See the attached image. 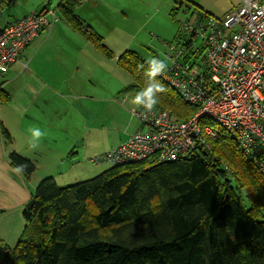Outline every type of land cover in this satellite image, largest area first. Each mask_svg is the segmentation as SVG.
<instances>
[{
	"label": "trees",
	"instance_id": "trees-1",
	"mask_svg": "<svg viewBox=\"0 0 264 264\" xmlns=\"http://www.w3.org/2000/svg\"><path fill=\"white\" fill-rule=\"evenodd\" d=\"M64 1L61 14L80 29L67 7L71 0ZM175 4L180 8L184 1ZM88 39L113 56L99 36L89 33ZM117 64L135 87L144 88L147 63L127 51ZM162 83L166 91L156 107L176 122L189 121L197 106ZM212 123L198 121L215 134L206 138L207 146L197 144L174 160L115 164L64 188L43 178L32 207L23 211L25 226L15 247L0 240V264H264V176L233 137ZM8 160L11 166L27 164L25 179L36 170L17 153Z\"/></svg>",
	"mask_w": 264,
	"mask_h": 264
},
{
	"label": "built area",
	"instance_id": "built-area-1",
	"mask_svg": "<svg viewBox=\"0 0 264 264\" xmlns=\"http://www.w3.org/2000/svg\"><path fill=\"white\" fill-rule=\"evenodd\" d=\"M192 14L181 21L184 37L167 45L162 58L167 69L157 78L183 102L197 106L196 113L179 123L159 107L146 116L143 108L132 110L143 130L91 162L174 160L197 144L206 145V138H215L211 127L198 126L201 118H208L233 137L264 176V0H241L223 17L199 10ZM58 21L56 11L48 8L0 26V76L32 40Z\"/></svg>",
	"mask_w": 264,
	"mask_h": 264
},
{
	"label": "crops",
	"instance_id": "crops-1",
	"mask_svg": "<svg viewBox=\"0 0 264 264\" xmlns=\"http://www.w3.org/2000/svg\"><path fill=\"white\" fill-rule=\"evenodd\" d=\"M175 1L71 0V5L67 7L71 6L76 16L78 29L60 12L59 5L64 0H0V26L49 7L56 9L61 22L54 24L50 30L42 31L23 49L8 72L0 76V240L3 243L15 247L24 230L23 211L25 204L32 199L31 192L35 187L32 177L37 168L42 166L51 172V168L62 165L64 157L77 155V152L68 153L78 141L82 145L86 142L82 141L83 137H88L83 136L85 127L79 130V136L72 135L71 118L67 112L83 107L82 101L114 103L113 95L118 89L116 85L119 80L115 82V71L109 61L117 62L119 56L105 44L104 38L94 27L105 19L103 12L111 9L115 14V17H111L110 25L115 22L127 23L129 14L157 12L163 8L169 9V15H174L180 9ZM183 1H187L190 7L187 9H191L193 0ZM235 9L232 7L221 17ZM89 33L99 36L113 56H107L89 40ZM87 56L97 67L107 60V72L97 71L91 80L85 79L80 69ZM104 73L108 75L107 87L104 86ZM90 87L95 93H90ZM104 90H108L109 96H102ZM96 119L93 114L90 124L96 125ZM32 125L45 132L36 149L29 147L30 133L27 129ZM1 128L8 133L9 141L3 137ZM60 142L64 143L62 148H59ZM11 152L33 162L36 170L29 179L11 171L8 160Z\"/></svg>",
	"mask_w": 264,
	"mask_h": 264
},
{
	"label": "rangeland",
	"instance_id": "rangeland-1",
	"mask_svg": "<svg viewBox=\"0 0 264 264\" xmlns=\"http://www.w3.org/2000/svg\"><path fill=\"white\" fill-rule=\"evenodd\" d=\"M192 3L191 9H187L188 3L184 1V6L180 7L174 15H169V9L163 8L157 12L129 14L127 23L115 22L113 25H110V22L111 17H115V14L111 9H108L103 12L105 19L96 23L94 27L104 38L105 44L115 52V55L120 57L127 51L132 52L146 64L155 55L162 59L163 54L167 51V45L176 44L184 37L181 21L190 19L192 13L199 7L211 16L221 17L232 7L238 8L241 0H193ZM49 9L56 11L54 7H49ZM56 13L58 15L57 11ZM57 23L60 24L61 22ZM196 46L200 48L201 41H197ZM89 58L90 56H87L83 60V67L80 69L85 79L91 80L97 71L98 73L102 70L107 72V60H104L103 65L99 64L97 67L95 62ZM109 63L115 71V82L119 80V84L116 85L118 89L113 95L114 103L109 101H82L83 107L80 109L73 108L70 113L67 112V115L71 118L72 135L79 136L78 134L81 133L79 130L85 127L83 136L87 135L88 137H83L82 141L86 142L82 145L81 141H78L75 148L70 149L71 152L68 153L77 152V155L64 157L62 165L51 168V172L46 171L47 168L45 167H38L32 177L35 184L31 192L32 196L35 194L38 183L46 176L53 178L60 188L98 176L111 168L113 164L109 162L96 164L91 162V159L119 146L131 134L143 130L138 118L131 112L140 109L133 105L132 100L141 89L134 86V80L124 69L117 65V62L109 61ZM107 81L108 75L104 73L105 87H107ZM113 87L115 90V85ZM91 92H94L92 87H90ZM103 95L109 96L108 90L107 92L104 90ZM57 103H61L59 98H57ZM93 114L97 117L96 121L98 123L96 125L90 124ZM205 119L212 122L208 118ZM98 124L99 127H97ZM100 124H102V127H100ZM212 124L217 126L215 122ZM62 144L64 143H59V148H62ZM38 160L40 161L41 158ZM243 194L239 193V198L241 204L246 207L247 202L245 198H242ZM30 201L25 204L24 209H27ZM4 245L10 249L14 246L7 245L5 242ZM2 249H0V256Z\"/></svg>",
	"mask_w": 264,
	"mask_h": 264
},
{
	"label": "clouds",
	"instance_id": "clouds-1",
	"mask_svg": "<svg viewBox=\"0 0 264 264\" xmlns=\"http://www.w3.org/2000/svg\"><path fill=\"white\" fill-rule=\"evenodd\" d=\"M148 67L145 71L147 80L144 88H142L133 97L132 103L136 108H143L144 115L152 112L159 104L160 96L166 91L165 85L162 81L157 80L156 77L163 74L167 69L166 58L160 59L158 57L151 58L148 62ZM27 131L30 133L29 147L36 149L39 146V141L45 136V132L37 126H29ZM27 164L19 163L11 166V171L17 175L22 176L27 170Z\"/></svg>",
	"mask_w": 264,
	"mask_h": 264
},
{
	"label": "water",
	"instance_id": "water-1",
	"mask_svg": "<svg viewBox=\"0 0 264 264\" xmlns=\"http://www.w3.org/2000/svg\"><path fill=\"white\" fill-rule=\"evenodd\" d=\"M32 205H33V200L30 201V203L27 206V209H30L32 207Z\"/></svg>",
	"mask_w": 264,
	"mask_h": 264
}]
</instances>
